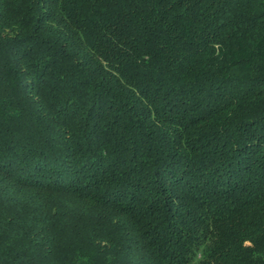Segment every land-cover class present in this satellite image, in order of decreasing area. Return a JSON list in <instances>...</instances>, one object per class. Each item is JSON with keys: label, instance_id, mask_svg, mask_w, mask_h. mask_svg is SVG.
I'll use <instances>...</instances> for the list:
<instances>
[{"label": "trees", "instance_id": "1", "mask_svg": "<svg viewBox=\"0 0 264 264\" xmlns=\"http://www.w3.org/2000/svg\"><path fill=\"white\" fill-rule=\"evenodd\" d=\"M0 264H264V0H0Z\"/></svg>", "mask_w": 264, "mask_h": 264}]
</instances>
